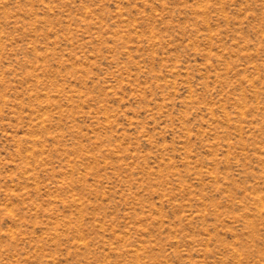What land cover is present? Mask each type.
<instances>
[{
  "label": "rangeland",
  "instance_id": "rangeland-1",
  "mask_svg": "<svg viewBox=\"0 0 264 264\" xmlns=\"http://www.w3.org/2000/svg\"><path fill=\"white\" fill-rule=\"evenodd\" d=\"M0 264H264V0H0Z\"/></svg>",
  "mask_w": 264,
  "mask_h": 264
}]
</instances>
